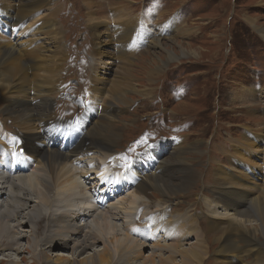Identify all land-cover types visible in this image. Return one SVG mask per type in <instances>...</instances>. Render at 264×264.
Returning a JSON list of instances; mask_svg holds the SVG:
<instances>
[{
    "label": "bare ground",
    "instance_id": "6f19581e",
    "mask_svg": "<svg viewBox=\"0 0 264 264\" xmlns=\"http://www.w3.org/2000/svg\"><path fill=\"white\" fill-rule=\"evenodd\" d=\"M109 1L79 0L77 3L81 16L89 22L92 46L90 63L95 70L86 95L92 105L87 106L81 119L78 116L70 121H62L51 110L53 97L62 91L63 79L58 70L60 60L64 58L61 29L51 7L53 0H0V104L6 120L10 119L12 125L15 124V130L12 131L6 129L4 123L0 124V250L2 253L6 248H16L15 253L17 250L18 253L26 250L30 253V264H173L174 256L177 255L180 256V264H202L207 255L208 241L198 239L193 245L182 247L183 238L188 240L184 234L188 235L186 230L192 231V226L179 227V234L175 235L170 248L166 249L168 255H165L162 249L166 245L161 243L158 235V230H163L162 221L158 220L160 222L154 226L153 232L150 227L142 229L134 223L143 219L145 211L151 208L146 199L138 201L141 197L145 198L148 188H155L157 183L170 187L164 194L180 193L178 191L189 185L195 174L192 176L189 172L180 184L165 183L158 177L159 172L169 164L165 156L162 157L165 150L161 146L165 143L157 149L152 147L146 151L147 154L155 151L150 162L145 161L144 155L140 153V159L136 160L130 159L128 155L129 164L118 165L122 167L121 170L109 166L110 163L119 164L122 160L119 157L125 156L113 154L119 136L113 128V118L121 109L119 104L126 102V91L135 90V85L127 83L122 87L116 81L106 83L105 75L109 69L105 68L111 62L101 66L107 44L100 37L104 35L111 38L114 28L120 43L133 45V42L127 43L125 40L136 39L140 43L153 33L152 27H144L145 32L136 27L140 19L129 23L130 11L125 10L124 5L113 7V1ZM125 2L129 3L130 0ZM94 7L98 12H95ZM112 7L115 17H120V21L117 24L100 23L97 16L107 8L111 11ZM178 18L179 14L170 20L171 26L165 24L164 31L160 30L158 35H164L167 29L178 31ZM249 20L257 25L264 36V25H258L256 19ZM158 23L157 20L155 24ZM134 29L141 35L140 38H131ZM181 29L185 31V26ZM153 45L164 51L163 56L157 54L153 58L152 53L147 52L151 57L149 62L153 64L152 68L144 63L137 67V74L155 76L166 64L180 57L199 56L194 47L174 39L162 42L159 37H155ZM172 46L177 51H173ZM84 58L76 56L70 61ZM64 67L65 72L76 70L73 64H65ZM102 71L105 72L101 77ZM261 93L253 95L246 92L244 95L239 92L242 96L240 101L251 99L252 96L261 97ZM18 97L25 98L17 100ZM101 100L103 103L99 104ZM190 100L189 96L183 94L175 102L177 105L174 104L171 115L176 122L174 131L178 137L173 143H166L171 147L168 155L177 156L185 148L193 149L198 144L185 146L183 134H187V127L193 128L197 123L194 124L191 116L185 115L184 111L175 110L180 106L178 104ZM91 115L94 117L92 126L89 125ZM200 127H205L202 122H199ZM104 128L106 131H103ZM259 140L264 141V135L261 137L247 127L242 137L233 138L228 147V152L234 156V168L238 170L234 182L241 187L256 189L260 192L258 197L251 199V194L245 190L239 191L231 180L225 181L224 178L235 175L232 170L220 174L222 178L218 179L219 185L214 188L224 208L236 214L233 224L226 221L227 224L222 225L214 220L209 225L210 231L216 235L214 241L222 242L217 250L221 255L220 264L236 261L242 250L255 254L251 256L257 261L262 256L258 247L252 248V245L259 243L253 233L260 232L264 238V185L259 183V180L263 181L264 175L261 171L257 172V166H264L255 161ZM21 150L23 152L19 154ZM250 164L257 166L253 168ZM134 171L137 175L141 173L143 178L134 175ZM125 191L126 196H123ZM239 193L242 195L239 196ZM242 205H248V209L239 210ZM131 214H136L134 221ZM27 228L28 231H25ZM233 231L240 233V238H243L247 247H251V251L236 244ZM28 239V246L22 250V241ZM56 239L59 240L55 244L53 241ZM97 241L103 242L99 251L78 258L81 251ZM149 244L150 253L144 255L142 252L149 248ZM54 245L60 249L68 247L70 251L68 254L58 252L47 255L44 249ZM155 246L160 249L155 250ZM230 251L233 254L227 255L226 252ZM4 255L8 258L0 257V260L8 261L5 264H22L21 258L14 260L15 257L8 252Z\"/></svg>",
    "mask_w": 264,
    "mask_h": 264
},
{
    "label": "rangeland",
    "instance_id": "374dc122",
    "mask_svg": "<svg viewBox=\"0 0 264 264\" xmlns=\"http://www.w3.org/2000/svg\"><path fill=\"white\" fill-rule=\"evenodd\" d=\"M95 1L102 2L104 0ZM105 1L110 2L109 0ZM111 1H113V7L124 5V9L130 11L128 12L130 13L129 23L140 19L136 27H140L142 32H145L144 27H152L153 33L151 37H146L147 40L144 42L137 43L136 39L129 38L125 40L127 43L133 42V45L120 43L114 28H112L111 38H106L104 35L100 37L107 44L101 66H104L105 62H111L105 68L109 69L105 75L106 83L116 81L122 87L127 83L135 85V90L128 89L126 91V102L119 104L121 109L113 118V128L119 133L113 154L121 153L125 156H117L122 159L119 164L110 163L108 165L121 170L120 166L129 164V156L132 160L140 159V153L144 155L145 161L150 162L155 151L150 154H147L146 151L152 147L157 149L162 143H165L164 146H161L165 150L162 157L165 156L166 162L169 164L159 172L160 176L158 177L165 183L180 184L184 177L189 175V172L192 176L195 175L189 185L178 191L180 193L164 194L163 192H166L170 187L157 185V183L155 188H148L145 198L141 197L138 201L146 199L145 201H148L151 208L145 211L143 219H138L134 223L142 229L150 227V231L153 232L154 226L160 222L158 220L162 221L163 230H157L162 240L161 243L166 245L162 246L165 249V251L162 249L165 255H168L166 249L170 248L171 241L175 239L176 234H179L177 231L179 227L190 225L192 231L186 230L188 235L185 233L184 236L188 240L183 238L184 246L182 245V247L193 245L198 239H204L208 241L209 245L202 264H220L221 255L217 250L219 249L218 245L222 242L214 241L216 235H214L215 232L210 231L209 225L214 220L219 221L222 225H226V221L233 224L236 221V214L231 209H225L224 203L216 197L214 188L219 185L218 179L222 178L219 175L232 170L235 175L230 178L225 176V181L231 180L233 186H237L239 191L245 190L251 194L249 196L251 199L254 196L258 197L260 193L251 186L241 187L234 182L238 170L234 168V156L228 152V147H230V141L233 138L242 137V132L247 127L252 128L261 137L264 135V36L257 29V25L255 26L249 20L256 19L258 25H264V0H130L129 3H126L125 0ZM78 2L79 0H53L51 4L55 11L57 25L61 29L60 36L64 49V58L60 60L61 65L58 70L63 79L62 91L53 97L51 110L62 121H70L78 116L81 119L87 106L92 105L89 96L86 95L95 70L90 63L92 46L88 30L89 22L81 16ZM113 7L111 11H108L107 8L101 12L100 16H97L100 23L117 24L120 21V17L118 19L115 17ZM94 10L98 12L95 7ZM177 14H179L178 31L167 29L164 35H158L160 30L164 31L165 24L171 26L169 22ZM157 20L159 23L155 24ZM183 26H185V31L181 29ZM140 36L134 29L131 38H140ZM155 37H159L162 42L174 39L191 45L199 56L197 58L180 57V59L166 64L165 68L155 76L139 75L137 73L141 65L145 63L152 68L153 64L149 62L150 58H154V55L157 54L161 56L164 53L161 48L153 45ZM123 46L126 52H124ZM171 48L173 51H177L176 47L172 46ZM147 52L152 53L151 57L147 55ZM76 56L81 58L85 56V58L71 62L70 60L75 59ZM65 64H73L76 68L75 72H65ZM104 72L102 71L99 75L102 77ZM238 91L243 92L244 95L246 92L253 95L262 92V98L252 96L251 99L240 101L242 96ZM235 92L238 93L235 95ZM183 94L189 96L191 100L178 104L180 106L175 110L184 111L185 115L191 116L194 124L197 123L193 128L187 127V134H183L186 139L185 146L192 143L198 144H195L196 148L193 149L185 148L177 156L168 155L171 147L166 143H173L178 137L174 131L176 122L173 120L171 112L175 102ZM233 97L238 99H233ZM59 99H61L60 102ZM98 103H103V100ZM93 118L91 115L90 126L93 125ZM6 119L0 104V124L4 123L5 128L9 131L15 130L12 120ZM198 121L202 122L205 127L199 128ZM103 131L106 129L104 128ZM21 132L24 133V130ZM255 150L257 156L255 161L264 166V141L259 140ZM138 154L140 155L137 157ZM118 165L120 166L118 167ZM250 165H253V168L257 166L256 164ZM260 171L264 175V167L258 168L257 166V172ZM133 174L137 175L135 171ZM137 176L143 178L141 173ZM125 178L129 183L128 177L125 176ZM223 181L221 180V182ZM259 183L264 185V179L263 181L259 180ZM176 186L178 187V185ZM122 190L124 191V189ZM126 193L127 191L123 196H126ZM240 195L242 193H239ZM148 203L146 204L148 205ZM247 207L248 205H242L239 210L248 209ZM225 210L228 212L225 213ZM135 215L131 214L130 216L133 217V221ZM185 220H187V224H185ZM10 222L14 223L12 220ZM27 225L30 227L29 224ZM25 231H28V228ZM233 234L236 244L242 245L244 250L250 248L249 251H251V247H247L242 241L243 238H240V233L233 231ZM253 234L258 237L260 244L257 242L256 245H252V248L258 247L262 252L260 260L257 261L252 257L255 254L252 255L248 251L242 252V250L239 253V258L228 264H264V238L260 232ZM166 237L167 239L164 240ZM29 239L22 241L23 246L20 247L22 250L28 246ZM57 240L59 239L53 242L56 244ZM102 246L103 242L97 241L94 245L81 251L78 258L96 253ZM148 246L149 248H145L146 250L143 252L140 250L144 255L150 253L151 244ZM155 247L157 250L158 246ZM15 250L16 248H12V250L6 248L3 253L0 250V257H7L4 254L8 252L12 254L13 258L15 257L14 260L21 258L22 264H30L29 252L24 250L18 253L17 250L15 253ZM44 251L47 255L52 256L58 252L68 254L70 250L68 247L60 249L54 245ZM226 254L233 253L230 251ZM179 258V255L174 256L175 263L173 264H180ZM7 262L0 260V264Z\"/></svg>",
    "mask_w": 264,
    "mask_h": 264
}]
</instances>
